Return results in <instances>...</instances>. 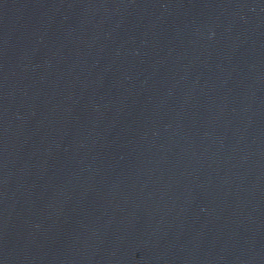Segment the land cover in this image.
Listing matches in <instances>:
<instances>
[{
	"label": "water",
	"instance_id": "water-1",
	"mask_svg": "<svg viewBox=\"0 0 264 264\" xmlns=\"http://www.w3.org/2000/svg\"><path fill=\"white\" fill-rule=\"evenodd\" d=\"M0 264H264V0H0Z\"/></svg>",
	"mask_w": 264,
	"mask_h": 264
}]
</instances>
